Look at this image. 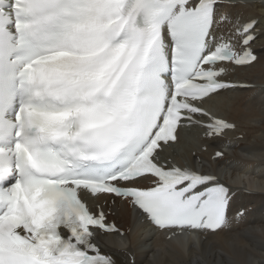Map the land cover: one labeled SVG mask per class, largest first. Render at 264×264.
<instances>
[{
    "label": "snow or ice",
    "instance_id": "snow-or-ice-1",
    "mask_svg": "<svg viewBox=\"0 0 264 264\" xmlns=\"http://www.w3.org/2000/svg\"><path fill=\"white\" fill-rule=\"evenodd\" d=\"M232 7L0 0V264H116L98 243L121 231L107 220L109 199L161 230L227 224L232 190L216 175L162 162L160 151L181 127L209 138L234 127L201 106L246 87L221 77L257 59L248 47L254 18L213 31ZM89 196L104 205L90 207Z\"/></svg>",
    "mask_w": 264,
    "mask_h": 264
},
{
    "label": "bare ground",
    "instance_id": "bare-ground-1",
    "mask_svg": "<svg viewBox=\"0 0 264 264\" xmlns=\"http://www.w3.org/2000/svg\"><path fill=\"white\" fill-rule=\"evenodd\" d=\"M228 13L230 21L218 24V29H231L237 17L239 21L257 19L255 28L259 32L254 41L257 59L247 67L235 68L232 73L236 79L254 87L219 92L208 102L214 113L236 125L228 133L224 157L210 159L212 151L223 146L219 139L209 142L198 139L197 146L186 145L185 156L189 163L205 172L216 173L230 184L231 190L237 191L231 202L233 209L251 206V210L235 230L208 234L199 243L164 240L165 231L156 233L146 223L131 224L127 227L130 232L117 242L110 235L102 243L105 251L115 255L117 264H132L131 255L135 264H264V1L236 2ZM239 134L242 138H237ZM203 144L211 151H201ZM193 151L199 155V161L192 157ZM124 211V218L118 220L127 225L128 211Z\"/></svg>",
    "mask_w": 264,
    "mask_h": 264
}]
</instances>
